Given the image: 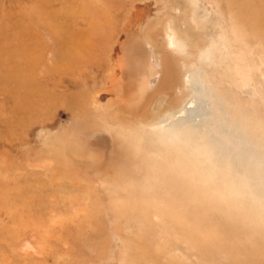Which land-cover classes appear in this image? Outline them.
<instances>
[{"label":"rangeland","instance_id":"rangeland-1","mask_svg":"<svg viewBox=\"0 0 264 264\" xmlns=\"http://www.w3.org/2000/svg\"><path fill=\"white\" fill-rule=\"evenodd\" d=\"M241 4L0 0V264H264V28ZM94 25L68 70L51 34ZM24 59L29 99L3 76Z\"/></svg>","mask_w":264,"mask_h":264},{"label":"bare ground","instance_id":"bare-ground-1","mask_svg":"<svg viewBox=\"0 0 264 264\" xmlns=\"http://www.w3.org/2000/svg\"><path fill=\"white\" fill-rule=\"evenodd\" d=\"M258 4L262 5L261 1L253 0V4H251L250 7H246L243 4H241V6H243V7H242V9H237V11H238L237 15L239 16V18H243V19H246V20L258 19L261 22L260 26H262L264 28V6L262 7L260 5L258 7ZM85 5L87 6L86 3H85ZM181 5H183V4L181 3ZM254 8H261L262 12H260V13L255 12L254 13L253 12ZM92 32H97V26L96 25L92 26L89 29L88 28L87 29L74 28V30H70L69 29L68 33H67L68 34V39H67L68 46H67L66 42L61 40L63 38V36L60 37V34H58V33L51 34L52 36L55 37L54 41H55V45H56L54 50H53V52H52V54L56 57L59 53H67L68 52V59H67L68 60V70L72 69L73 67L83 66V62L80 61L79 58L74 57V48H76V46H77V47H80V49L89 50V48H91V47L89 46L88 41L91 40L90 38H92V36H94V37L96 36V34H94ZM184 35L188 39L190 38L189 34H187L186 32H184ZM113 60L115 61V59H113ZM117 61H118V58H117ZM29 62L31 63L30 59L29 60L24 59L23 61L20 62L24 66L18 65L14 69H7L6 71H8V73H4V75H3L7 80H14V82H15V86L12 87V88H9L10 89V93H16L18 90L24 91V92L25 91H30V90L32 91V89H33L31 94H27L26 95V99L31 98L34 95V91L38 92V90H39V87H37L34 84L32 76L30 75V74H32L31 73L32 72V67L29 65ZM133 72H135L134 74L136 76L141 74V71L139 69H134ZM143 76H144V73H143ZM141 80H142V78H141ZM141 80L139 81V83H140V85H142V87H140V88L138 87V91L139 92H138L137 95H140L141 94V92H140L141 89L146 86V84L142 83ZM69 92L72 93V91H69ZM68 97H72V95L68 94ZM137 97L139 98V96H137ZM141 100H142V98H141ZM159 105H160V103L158 102L157 106H159Z\"/></svg>","mask_w":264,"mask_h":264}]
</instances>
